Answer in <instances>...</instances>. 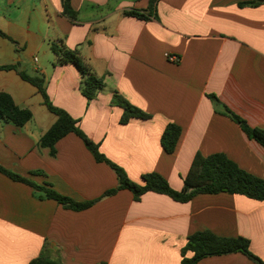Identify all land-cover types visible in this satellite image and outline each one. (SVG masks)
<instances>
[{"label":"crops","instance_id":"1","mask_svg":"<svg viewBox=\"0 0 264 264\" xmlns=\"http://www.w3.org/2000/svg\"><path fill=\"white\" fill-rule=\"evenodd\" d=\"M70 1L76 20L63 0H0V30L10 39L0 35V66L43 76L51 102L136 183L155 173L180 191L197 153L224 154L264 180V147L222 113L264 130V0H158L147 19L127 14H148L150 0ZM53 43L78 51L103 79L95 99L83 96L74 65L57 64ZM1 92L33 118L24 127L0 121V165L75 201H99L67 210L0 173V264H29L44 250L62 264H181L189 237L201 231L248 240L264 262V202L220 193L180 203L152 192L135 201L128 190L103 198L118 187L117 175L81 138L67 135L54 154L41 145L57 117L38 89L0 70ZM120 101L151 119L122 124ZM168 124L182 129L173 154L161 145ZM199 264L256 263L232 253Z\"/></svg>","mask_w":264,"mask_h":264},{"label":"trees","instance_id":"2","mask_svg":"<svg viewBox=\"0 0 264 264\" xmlns=\"http://www.w3.org/2000/svg\"><path fill=\"white\" fill-rule=\"evenodd\" d=\"M150 1L151 11L148 14L132 11L127 15L140 19H147L151 15V12L156 9L158 3V0ZM63 5L65 9L64 14L71 20H76L77 13L72 9L71 1L63 0ZM0 35L9 39L1 30ZM51 49L57 56V64H72L77 68L83 78L81 86L83 96L89 101L95 99L99 91L105 87L103 79L98 78L92 72L91 68L78 51L70 50L66 46L58 43H53ZM0 70H15L24 81L36 87L43 96L44 104L47 109L57 117L54 125L41 139V145L43 147L50 148L54 154L55 146L61 139L69 134H75L84 141L98 163L107 164L113 169L118 178V187L105 192L103 198L114 196L122 190H128L133 193L135 201H140L143 195L152 192L168 196L175 202L180 203H188L194 197L201 194L214 195L220 193L242 195L253 200L264 202V180L247 173L224 154H214L209 157H203L200 153H197L189 173L184 178V186L180 191L173 189L167 179L155 173L144 175V184L136 183L128 177L123 168L109 160L101 152L99 144L89 139L81 130L78 120L74 119L67 111L56 107L51 102L46 91L45 78L43 76L38 74L30 75L21 70L18 65L0 66ZM211 98L215 100V102H219L216 96H211ZM120 105L124 109V114L120 121L122 124H127L132 119H151L150 115L127 101H120ZM222 113L238 124L250 139H254L264 147L263 129L251 127L246 120L226 107H224ZM32 118L33 113L30 109L18 106L10 94L5 92L0 93V121L11 122L18 127H24ZM181 135L182 129L178 125L168 124L166 126L161 138V145L167 154H173L176 151ZM0 173L16 182L32 187L39 199L54 200L67 210L76 212L85 211L93 207L99 201H75L61 195L52 189L51 185L46 184L41 186L35 184L31 180L1 165ZM232 253H243L256 264H264L263 261L251 252L248 240L243 238H221L209 231L197 232L189 237L187 245L182 250L183 259L181 264H199V262L205 258ZM188 254H192L193 256L188 257ZM29 264H62V261L60 258L52 257L47 250H44L39 257L32 260Z\"/></svg>","mask_w":264,"mask_h":264},{"label":"built area","instance_id":"3","mask_svg":"<svg viewBox=\"0 0 264 264\" xmlns=\"http://www.w3.org/2000/svg\"><path fill=\"white\" fill-rule=\"evenodd\" d=\"M166 58L169 62L175 63V64H177L181 61L180 57L177 55H174V54H167Z\"/></svg>","mask_w":264,"mask_h":264}]
</instances>
